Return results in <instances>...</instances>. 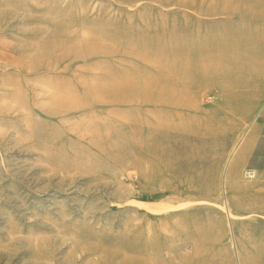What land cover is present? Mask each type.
<instances>
[{
  "label": "rangeland",
  "instance_id": "obj_1",
  "mask_svg": "<svg viewBox=\"0 0 264 264\" xmlns=\"http://www.w3.org/2000/svg\"><path fill=\"white\" fill-rule=\"evenodd\" d=\"M253 124L264 0H0V264H264Z\"/></svg>",
  "mask_w": 264,
  "mask_h": 264
},
{
  "label": "crops",
  "instance_id": "obj_2",
  "mask_svg": "<svg viewBox=\"0 0 264 264\" xmlns=\"http://www.w3.org/2000/svg\"><path fill=\"white\" fill-rule=\"evenodd\" d=\"M254 124L239 143L226 171V181L231 190L235 184L240 183L243 172L247 168L254 169L256 173L264 169V131L262 132V124Z\"/></svg>",
  "mask_w": 264,
  "mask_h": 264
},
{
  "label": "bare ground",
  "instance_id": "obj_3",
  "mask_svg": "<svg viewBox=\"0 0 264 264\" xmlns=\"http://www.w3.org/2000/svg\"><path fill=\"white\" fill-rule=\"evenodd\" d=\"M249 171H250V172H249ZM247 172H249V173H247ZM247 172H246V171L244 172V175H245V173H246L245 177H246L247 179H250L251 176H249V175H251L252 173H253V174L255 173V177H256V175H257L256 172H255V170H252V169H248ZM252 179H254V178L252 177ZM162 209H163V208H162Z\"/></svg>",
  "mask_w": 264,
  "mask_h": 264
},
{
  "label": "built area",
  "instance_id": "obj_4",
  "mask_svg": "<svg viewBox=\"0 0 264 264\" xmlns=\"http://www.w3.org/2000/svg\"><path fill=\"white\" fill-rule=\"evenodd\" d=\"M246 172H247V171H246ZM249 172H250V171H249ZM249 172H247V173H249ZM245 175H246V173H245ZM249 176H251L250 179H252V177L255 178V173H254V174L252 173V174L249 175Z\"/></svg>",
  "mask_w": 264,
  "mask_h": 264
}]
</instances>
